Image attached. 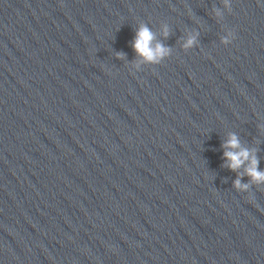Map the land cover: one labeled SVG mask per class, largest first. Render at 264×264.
<instances>
[{"label":"clouds","instance_id":"1","mask_svg":"<svg viewBox=\"0 0 264 264\" xmlns=\"http://www.w3.org/2000/svg\"><path fill=\"white\" fill-rule=\"evenodd\" d=\"M226 6H228V0H224ZM216 15H221L220 11H216ZM164 35H168V29L165 27ZM229 35H232L231 33ZM155 34L152 30L145 24H141L136 30V36L133 42V49L137 53V56L141 58L140 62L159 64L163 58L168 56L171 49L164 46L163 44L156 42ZM195 36L187 39L184 44L185 48L192 47L195 44ZM224 43H229L228 38L224 39ZM123 53H117V58H123ZM225 148L224 157L226 159L225 166L236 171L244 166L245 174L250 177V182L248 184H242L241 180L238 178L234 181V187L238 191L247 192L251 188V185H261L264 184V171L258 169V159L256 158L254 152L255 150H249L247 148L241 147L239 138L232 134L229 139L222 145Z\"/></svg>","mask_w":264,"mask_h":264}]
</instances>
